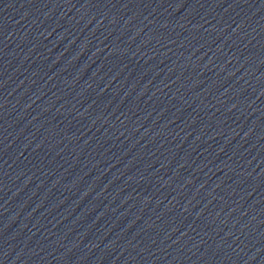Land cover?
Returning a JSON list of instances; mask_svg holds the SVG:
<instances>
[{"label": "water", "instance_id": "water-1", "mask_svg": "<svg viewBox=\"0 0 264 264\" xmlns=\"http://www.w3.org/2000/svg\"><path fill=\"white\" fill-rule=\"evenodd\" d=\"M0 264H264V0H0Z\"/></svg>", "mask_w": 264, "mask_h": 264}]
</instances>
